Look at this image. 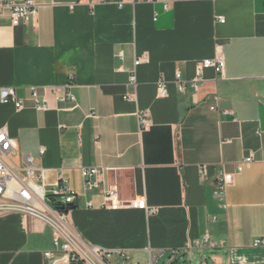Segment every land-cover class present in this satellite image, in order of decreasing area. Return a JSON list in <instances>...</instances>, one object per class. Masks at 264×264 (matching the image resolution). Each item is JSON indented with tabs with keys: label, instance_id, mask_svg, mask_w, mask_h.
I'll return each mask as SVG.
<instances>
[{
	"label": "crops",
	"instance_id": "crops-1",
	"mask_svg": "<svg viewBox=\"0 0 264 264\" xmlns=\"http://www.w3.org/2000/svg\"><path fill=\"white\" fill-rule=\"evenodd\" d=\"M33 1L35 20L14 26L8 7L0 14V87L24 102L20 111L0 103V127L18 145L10 163L31 155L47 183L64 180L79 194L69 219L110 264L193 254L200 264H264V247L254 246L264 237V0ZM217 48L224 73L207 68L196 89L198 64ZM84 167L105 170L100 188L86 189ZM222 172L234 174L224 203ZM112 184L121 204L141 198L145 207L106 206ZM52 232L31 215H0V264H86L64 259Z\"/></svg>",
	"mask_w": 264,
	"mask_h": 264
},
{
	"label": "built area",
	"instance_id": "built-area-1",
	"mask_svg": "<svg viewBox=\"0 0 264 264\" xmlns=\"http://www.w3.org/2000/svg\"><path fill=\"white\" fill-rule=\"evenodd\" d=\"M4 3L1 7L6 6L11 10L12 24L17 26L21 23H27L35 20L39 14V5L33 0H25L24 2H15L14 0H2ZM132 2L145 1L156 2L157 0H131ZM169 5H166L168 8ZM220 22H225V18L219 16ZM221 48H217L216 56L212 59L203 60L198 64L196 78L192 81L193 86L198 89L199 81L204 80V72L207 68H213L217 74H223L226 67L225 57ZM146 58H136L135 66L137 68ZM129 84H137L136 71L131 70ZM180 72L176 74L175 83L179 91H184L186 86ZM158 97L164 98L168 95L167 83L160 79L157 83ZM60 90L58 87L57 90ZM38 93L33 92V96L37 97ZM70 100L75 99L72 93L67 95ZM127 99H133L131 95L126 96ZM0 103L13 104L20 111L24 107V102L17 96L15 87H0ZM38 109H44L45 105L38 104ZM141 130L148 129L152 121L148 112L140 111L138 113ZM7 127H0V215L8 213H19L31 215L44 221L53 229V242L55 250L63 252L64 259L70 262H83L86 264H110L107 260L110 252L100 246L90 244L84 239L73 226L70 221V212L78 199V193L73 190L66 181L58 180L53 183L45 181V169L35 163L31 155L25 156L24 166H15L10 163V154L18 147L16 140L13 139L8 132ZM46 152V148L42 146L40 153L42 156ZM248 157L238 164V171H242L244 166L249 165L253 160ZM105 170L97 167L82 168V176L86 189L93 190L100 188L102 181L99 177L104 174ZM234 182V174L221 173L217 183L216 195L218 200L225 202V192L228 185ZM115 184L109 185L105 191V205L118 209L121 206H133L135 208L145 207V200L136 198L129 203H122L119 199ZM151 211H155L152 209ZM204 241H196L192 247H200ZM255 247H264V237L258 238L254 242ZM55 250L45 252V256L49 259H55ZM140 264V263H135Z\"/></svg>",
	"mask_w": 264,
	"mask_h": 264
},
{
	"label": "rangeland",
	"instance_id": "rangeland-1",
	"mask_svg": "<svg viewBox=\"0 0 264 264\" xmlns=\"http://www.w3.org/2000/svg\"><path fill=\"white\" fill-rule=\"evenodd\" d=\"M169 255L166 257H162L158 264H200L199 263V257L197 254H193V256L190 259H187L184 255L178 256L176 261L169 262L168 261ZM124 264H128L127 260H124Z\"/></svg>",
	"mask_w": 264,
	"mask_h": 264
}]
</instances>
